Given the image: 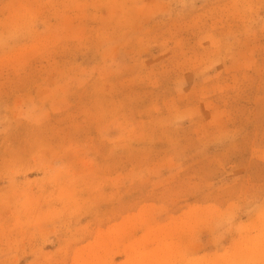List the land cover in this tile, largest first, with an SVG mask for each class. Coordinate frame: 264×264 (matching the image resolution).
<instances>
[{
    "label": "rangeland",
    "instance_id": "374dc122",
    "mask_svg": "<svg viewBox=\"0 0 264 264\" xmlns=\"http://www.w3.org/2000/svg\"><path fill=\"white\" fill-rule=\"evenodd\" d=\"M0 264H264V0H0Z\"/></svg>",
    "mask_w": 264,
    "mask_h": 264
}]
</instances>
